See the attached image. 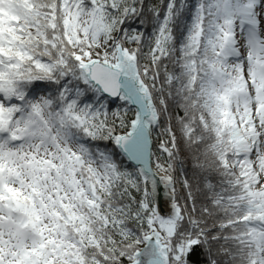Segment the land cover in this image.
<instances>
[{"label":"snow or ice","instance_id":"obj_1","mask_svg":"<svg viewBox=\"0 0 264 264\" xmlns=\"http://www.w3.org/2000/svg\"><path fill=\"white\" fill-rule=\"evenodd\" d=\"M0 264H264V0H0Z\"/></svg>","mask_w":264,"mask_h":264}]
</instances>
